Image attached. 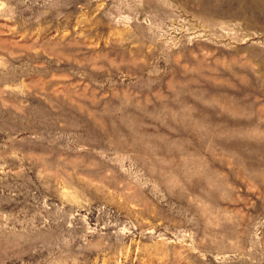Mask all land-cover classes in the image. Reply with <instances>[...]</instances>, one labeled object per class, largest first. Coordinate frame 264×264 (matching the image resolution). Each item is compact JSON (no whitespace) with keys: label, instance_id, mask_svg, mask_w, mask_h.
Here are the masks:
<instances>
[{"label":"rangeland","instance_id":"1","mask_svg":"<svg viewBox=\"0 0 264 264\" xmlns=\"http://www.w3.org/2000/svg\"><path fill=\"white\" fill-rule=\"evenodd\" d=\"M0 264H264V0H0Z\"/></svg>","mask_w":264,"mask_h":264}]
</instances>
